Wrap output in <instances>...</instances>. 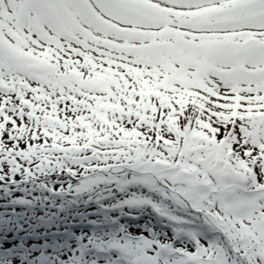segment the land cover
<instances>
[{
    "label": "snow or ice",
    "instance_id": "obj_1",
    "mask_svg": "<svg viewBox=\"0 0 264 264\" xmlns=\"http://www.w3.org/2000/svg\"><path fill=\"white\" fill-rule=\"evenodd\" d=\"M9 165L83 171L77 191L100 179L89 169L127 168L122 184L189 203L217 233L121 228L90 238L103 261L68 264H264V0H0Z\"/></svg>",
    "mask_w": 264,
    "mask_h": 264
},
{
    "label": "rangeland",
    "instance_id": "obj_2",
    "mask_svg": "<svg viewBox=\"0 0 264 264\" xmlns=\"http://www.w3.org/2000/svg\"><path fill=\"white\" fill-rule=\"evenodd\" d=\"M92 163H96V161H92ZM100 163L104 162L100 161ZM68 166L77 167L71 163ZM88 173L90 176L100 177V179L82 191H77V187L87 178L83 171L73 176L66 171V167L55 170L46 168L43 172L35 171V174L29 175L25 172L12 171V165H9L6 174L0 173L1 236H8V234L12 236L13 229L17 231L19 226L24 227L23 224L34 221L36 217H43L39 228L43 227L41 229L44 230L39 234L45 238V232L48 231V243L46 242L45 245L47 246L45 253L48 256L39 255V252L42 251L40 246L43 241H36V239H34L35 245L32 254L39 259L46 258L53 264H67L81 253V242L90 246L89 251L92 250V254L89 258H93L94 253L97 254L96 258L101 261L106 257V252L94 247L90 238L93 236L104 238L107 235L95 234L93 231L73 230L74 228L69 227L78 221L91 220L98 225L97 219L101 218L104 222L112 223L121 217L120 226H124L133 233L148 234L146 229L150 228L159 234L155 238L167 240L172 237L173 242L189 241L191 236L188 230L201 232L202 238L207 239H213L217 235L204 224L202 214L192 209L189 203H181L180 200L173 199L171 196L165 197L155 190H150L142 183L122 184V180L130 179L134 175L130 169L97 168L94 171L89 169ZM158 183L164 186L162 182L158 181ZM7 193L12 195L8 196ZM134 193L151 196L154 201H158L164 206V211L169 215L157 210L150 203L127 202L133 198ZM11 204L17 206L16 209H13L16 210V214L8 213L6 215L4 210L10 209ZM86 214H95V216L87 218ZM173 216L184 219L177 221L173 219ZM3 218L4 224L1 223ZM18 222H20L19 226ZM76 227L78 226L76 225ZM178 228L182 231L177 232ZM12 247L9 248L12 249ZM65 251H70V256ZM83 254L86 255L84 252ZM13 259L18 264H27L20 257H13Z\"/></svg>",
    "mask_w": 264,
    "mask_h": 264
}]
</instances>
